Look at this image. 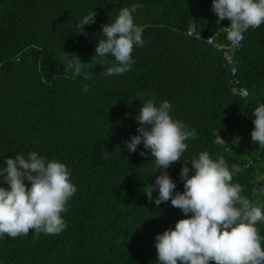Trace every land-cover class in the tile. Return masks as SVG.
<instances>
[{
  "label": "trees",
  "instance_id": "trees-1",
  "mask_svg": "<svg viewBox=\"0 0 264 264\" xmlns=\"http://www.w3.org/2000/svg\"><path fill=\"white\" fill-rule=\"evenodd\" d=\"M134 4L142 5L133 18L145 43L134 45L130 71L108 76L115 58L95 57L102 25ZM93 11L95 23L79 34ZM217 20L212 0H0V167L35 152L65 164L76 187L61 214L67 227L59 235L0 236V264H159L155 237L188 217L170 200L157 208L158 189L148 200L145 191L161 172L143 144L135 153L125 144L139 135L135 117L153 97L157 107L167 100L170 116L197 133L167 170L175 192L184 191V158L206 151L241 169L232 183L251 203L259 195L264 212V147L251 140L254 110L264 104V24L244 34L241 98L231 92L220 53L204 43L230 24ZM64 53L86 64L80 76L64 71ZM255 226L264 247V222Z\"/></svg>",
  "mask_w": 264,
  "mask_h": 264
},
{
  "label": "clouds",
  "instance_id": "clouds-1",
  "mask_svg": "<svg viewBox=\"0 0 264 264\" xmlns=\"http://www.w3.org/2000/svg\"><path fill=\"white\" fill-rule=\"evenodd\" d=\"M140 7L134 4L122 8L114 22L102 25L103 38L96 45L95 57L111 54L115 58L116 63L105 70L108 76L130 71L134 45L145 43L143 27L137 26L133 18ZM212 11L218 17L217 24L225 19L230 21L225 29L227 40L233 45L243 40V33L249 28L264 24V0H212ZM95 16L93 11L82 19L77 25L79 34H84L85 25L95 23ZM64 54V71H72V78L80 76L86 64L79 58L68 59L72 54ZM90 75V70L83 71L84 79ZM170 110L167 100L158 107L154 97L146 100L135 117L140 125L139 135L125 141L131 153L141 144L150 150L161 172L155 184L145 191L148 200H153V192L158 189L154 201L157 208L170 200L172 207L188 217L155 237L159 264H264L262 237L255 226L264 222V212L241 195L240 184L232 183L233 175L241 171L237 165L230 170L222 156L214 161L206 151L198 158H184L180 170L184 191L175 192L176 184L167 170L181 160L187 149L185 141L196 139L197 133L182 121L174 120ZM253 115L251 140L264 147V104ZM218 142H224L219 135ZM4 164L6 167H0V184L9 187H0V236L16 238L28 235L30 230L37 235H59L67 227L61 214L67 211L66 204L76 193L66 165L55 160L46 162L35 152H29L27 158L15 155ZM190 171L194 172L191 176Z\"/></svg>",
  "mask_w": 264,
  "mask_h": 264
},
{
  "label": "built area",
  "instance_id": "built-area-1",
  "mask_svg": "<svg viewBox=\"0 0 264 264\" xmlns=\"http://www.w3.org/2000/svg\"><path fill=\"white\" fill-rule=\"evenodd\" d=\"M228 26H230V24ZM193 33L194 27L191 24L188 29V34L192 35ZM244 34L245 32L243 33V38ZM212 37H215L214 40L208 41L209 38ZM242 42L243 40L240 41L238 45H233L230 41H228L227 30L225 28L223 30L217 29L204 37V43L208 46H212L220 53L223 61V67L230 77L231 92L241 98H245L247 96V92L242 88H238L239 82L236 78L240 65L239 54L242 48Z\"/></svg>",
  "mask_w": 264,
  "mask_h": 264
},
{
  "label": "rangeland",
  "instance_id": "rangeland-1",
  "mask_svg": "<svg viewBox=\"0 0 264 264\" xmlns=\"http://www.w3.org/2000/svg\"><path fill=\"white\" fill-rule=\"evenodd\" d=\"M259 201H260V196L256 194L255 197H254V199H253L252 204L254 206H257V204L259 203Z\"/></svg>",
  "mask_w": 264,
  "mask_h": 264
}]
</instances>
